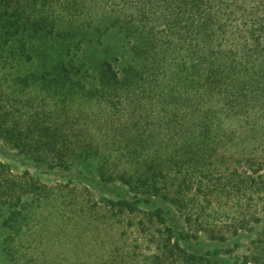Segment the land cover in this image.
Listing matches in <instances>:
<instances>
[{"label":"trees","instance_id":"trees-1","mask_svg":"<svg viewBox=\"0 0 264 264\" xmlns=\"http://www.w3.org/2000/svg\"><path fill=\"white\" fill-rule=\"evenodd\" d=\"M2 23L78 42L117 29L130 49L93 88L62 61L10 91L0 77V141L131 196L95 201L0 163L11 264H227L182 243L244 233L239 264H264V0H0Z\"/></svg>","mask_w":264,"mask_h":264},{"label":"rangeland","instance_id":"rangeland-1","mask_svg":"<svg viewBox=\"0 0 264 264\" xmlns=\"http://www.w3.org/2000/svg\"><path fill=\"white\" fill-rule=\"evenodd\" d=\"M19 12H26L28 17L32 18L29 10L23 9ZM6 18L4 17V24H8L5 22ZM60 19L66 21L65 16ZM4 24L2 23L0 29V77L9 91L14 88L15 77L51 70L58 61L80 68L81 73L76 78L87 88H93L97 85L98 70L103 61H109L118 68L130 59L129 44L117 29H110L91 37L90 40L78 42L75 39L63 41L44 33L35 36L28 31H20L19 34L9 38L4 33L7 27ZM0 163L7 166L12 175L20 176L28 173L30 177L47 187L71 185L86 188L95 201L131 199L125 186L119 183L101 182L89 168L75 167L69 170L52 168L46 163L36 162L30 157L19 154L2 141H0ZM214 212H217L216 209ZM6 216V209L0 208V264H11L8 256L9 232L4 225ZM47 230L52 232L54 228ZM251 238L252 234L244 233L237 237L228 236L225 241L219 242L201 235L198 240H189L182 244L186 251L193 254L215 251L218 252V260L227 264H239ZM143 252L147 254L148 251L145 249ZM58 258L74 259L71 254L65 252Z\"/></svg>","mask_w":264,"mask_h":264}]
</instances>
